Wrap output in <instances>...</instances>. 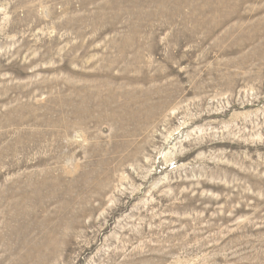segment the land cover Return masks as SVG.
<instances>
[{"label":"rangeland","instance_id":"rangeland-1","mask_svg":"<svg viewBox=\"0 0 264 264\" xmlns=\"http://www.w3.org/2000/svg\"><path fill=\"white\" fill-rule=\"evenodd\" d=\"M0 264H264V0H0Z\"/></svg>","mask_w":264,"mask_h":264}]
</instances>
